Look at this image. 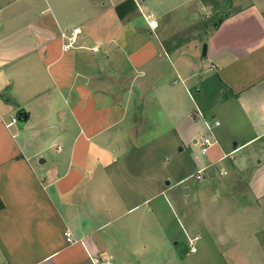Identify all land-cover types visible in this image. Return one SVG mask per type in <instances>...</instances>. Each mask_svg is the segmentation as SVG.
Listing matches in <instances>:
<instances>
[{
	"label": "crops",
	"instance_id": "obj_1",
	"mask_svg": "<svg viewBox=\"0 0 264 264\" xmlns=\"http://www.w3.org/2000/svg\"><path fill=\"white\" fill-rule=\"evenodd\" d=\"M128 1L136 10L120 15ZM237 1L208 25L203 0H0V264L150 263L157 212L136 192L128 157L145 144L151 109L182 119L173 130L185 146L197 147L205 122L220 123L196 173L249 150L236 172L253 168L247 186L264 215V0ZM75 28L78 42L65 50L62 35ZM212 79L220 98L207 110L199 103L197 126L181 101L197 87L205 97ZM21 109L29 117L16 130H28L34 151L6 128Z\"/></svg>",
	"mask_w": 264,
	"mask_h": 264
},
{
	"label": "rangeland",
	"instance_id": "obj_2",
	"mask_svg": "<svg viewBox=\"0 0 264 264\" xmlns=\"http://www.w3.org/2000/svg\"><path fill=\"white\" fill-rule=\"evenodd\" d=\"M203 2L209 6V13L213 14L209 18L213 21L208 22V25L219 22L243 5L237 0H203ZM204 24L205 21L202 26ZM182 31L184 39L192 40H196L194 33H199L187 28ZM199 31L201 32L200 29ZM199 46L203 55L205 45ZM215 81L214 79L208 81L209 91L205 97L197 95L196 91L198 92L199 89L197 87L192 89V99L186 96V100L181 101V105L190 110V118L197 113L201 116L199 103L202 105L203 102L206 110L216 104L220 97L219 83ZM149 112L152 115H147L150 123L141 133L145 144L134 148L128 157L133 164L132 168L135 169L132 177L136 192L143 191L146 196L149 194L151 203L145 206L154 208L157 212L156 217L152 210L151 237H149L152 245L146 256L150 261L149 264H264V256L260 254L264 234L262 232L264 215H261L258 204L247 186L253 168L241 174L236 172L239 171L237 166L240 157L249 150L227 158L215 166H208L205 179L198 181L195 177V156L204 158L199 155L197 147L185 146L175 134L173 128L182 119H172L159 114L158 118H154L158 111L151 109ZM198 114L197 126L202 120ZM10 121L11 118L7 122ZM153 122L158 124L154 125ZM23 125L17 122L11 127V131L17 134L16 139L25 151H34V141L30 148L25 147V141L32 137L29 136L28 130L26 128L23 132L16 130ZM54 132L57 133L55 130ZM199 134L200 131L196 130L195 136ZM262 145L264 138L258 143V146L262 147ZM56 151L57 146H52L46 153L50 160L56 155ZM222 169L226 171L223 177L220 176ZM161 190L168 193L158 194ZM141 201V196L134 198L136 203ZM261 202L264 203V198ZM196 236L200 237V241L195 242L198 252L194 254L190 251V240ZM259 245L260 251L257 249ZM231 250L235 252L231 253ZM244 251L251 254L250 259H247L250 261L232 260L236 258L235 253Z\"/></svg>",
	"mask_w": 264,
	"mask_h": 264
},
{
	"label": "built area",
	"instance_id": "obj_3",
	"mask_svg": "<svg viewBox=\"0 0 264 264\" xmlns=\"http://www.w3.org/2000/svg\"><path fill=\"white\" fill-rule=\"evenodd\" d=\"M81 33V30L79 28H75L71 35L68 36L67 34H63L62 36L67 39V43L64 45L65 50H69L70 48L74 47L78 42V35ZM18 122V119L16 116L11 117V121L6 123V128L10 129ZM220 126L219 122H205V133L204 135L198 140L197 147L199 150V155L205 158L210 150V148L214 145V129ZM208 170V167L202 166L198 169L196 173V179L198 181L203 180L206 171ZM226 174V171H221V175L224 176ZM198 237H195L194 239L190 240V251L192 253H195L197 251V248L195 246V242H197Z\"/></svg>",
	"mask_w": 264,
	"mask_h": 264
},
{
	"label": "water",
	"instance_id": "obj_4",
	"mask_svg": "<svg viewBox=\"0 0 264 264\" xmlns=\"http://www.w3.org/2000/svg\"><path fill=\"white\" fill-rule=\"evenodd\" d=\"M206 52H207V47L205 46L203 51L204 56H206ZM16 117L18 119V123H24L28 120L29 114L24 109H21L20 111L17 112ZM41 162H44V160H42Z\"/></svg>",
	"mask_w": 264,
	"mask_h": 264
},
{
	"label": "trees",
	"instance_id": "obj_5",
	"mask_svg": "<svg viewBox=\"0 0 264 264\" xmlns=\"http://www.w3.org/2000/svg\"><path fill=\"white\" fill-rule=\"evenodd\" d=\"M129 6H133V9L136 10V6L133 4V2L128 1V2H126L125 4H123V5H121L120 7L117 8V9H118V12L120 13V15H122V14H123V11L125 10V8H126V7L129 8ZM2 208H3V203H2V201H1V199H0V210H1Z\"/></svg>",
	"mask_w": 264,
	"mask_h": 264
}]
</instances>
